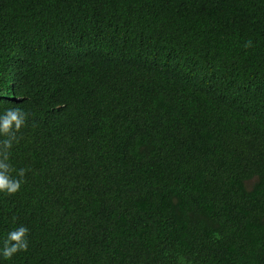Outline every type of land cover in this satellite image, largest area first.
Here are the masks:
<instances>
[{
  "label": "trees",
  "instance_id": "obj_1",
  "mask_svg": "<svg viewBox=\"0 0 264 264\" xmlns=\"http://www.w3.org/2000/svg\"><path fill=\"white\" fill-rule=\"evenodd\" d=\"M9 107L3 264H264V0H0Z\"/></svg>",
  "mask_w": 264,
  "mask_h": 264
},
{
  "label": "clouds",
  "instance_id": "obj_2",
  "mask_svg": "<svg viewBox=\"0 0 264 264\" xmlns=\"http://www.w3.org/2000/svg\"><path fill=\"white\" fill-rule=\"evenodd\" d=\"M248 41L245 47H251ZM27 114L20 108H5L0 111V194L11 196L17 193L25 176V169H16L10 163V154L13 145L19 142L17 133L25 125ZM15 173V175H13ZM29 229L20 225L0 240V264L19 252H26L29 247Z\"/></svg>",
  "mask_w": 264,
  "mask_h": 264
}]
</instances>
